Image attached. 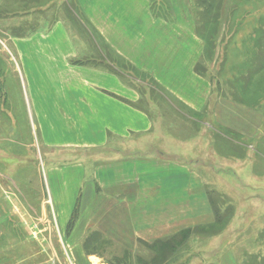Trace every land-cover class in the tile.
<instances>
[{"label":"rangeland","instance_id":"rangeland-1","mask_svg":"<svg viewBox=\"0 0 264 264\" xmlns=\"http://www.w3.org/2000/svg\"><path fill=\"white\" fill-rule=\"evenodd\" d=\"M151 1L153 12L168 16L171 4L167 0ZM75 2L41 0L38 4L42 9L47 4L52 8L41 17L37 14L38 18L23 19L27 27L17 32L15 22L21 20L2 19L0 15V264H149L154 249L142 235L164 237L184 229L188 231L179 235L187 239L180 241L168 264H222L225 251L231 252L235 264H264V0L192 2L195 26L203 38L210 34L211 41L197 70L210 80L213 96L225 99L223 122L220 116L210 119V108L200 114L181 105L148 75L113 53L112 58H106L105 43L84 15L80 14L83 30L67 21L73 43L85 49V59L93 58L125 82L133 79L129 83L140 94L137 106L151 109L153 103H159L160 114L152 116L162 128L159 139L178 144L172 148L178 154L166 153L172 158L166 169L180 173L179 183L186 191L172 203L160 196L169 208L165 211L156 210L162 203L150 205V210L122 209L117 196L103 188L99 189L101 195L75 196L72 208H68L61 190L69 177L79 178L78 164L69 166L67 177L60 174L51 178L48 152L33 124L31 84L12 58L6 39L29 33L38 19L48 23L64 20L63 14L72 4L79 9ZM7 6V11L14 10ZM4 11L1 3L0 12ZM94 44L102 50H93ZM241 107H248L249 113L246 109V115H241ZM123 147L120 153L129 154L131 150ZM66 152L48 155L56 166L61 165L57 159L65 155L73 161L77 157L85 161L83 165L92 176L95 162L108 163L120 156L112 149L81 152L82 156ZM196 159L199 164L191 162ZM199 175L205 187L202 194H192Z\"/></svg>","mask_w":264,"mask_h":264},{"label":"crops","instance_id":"crops-1","mask_svg":"<svg viewBox=\"0 0 264 264\" xmlns=\"http://www.w3.org/2000/svg\"><path fill=\"white\" fill-rule=\"evenodd\" d=\"M75 1L80 9L77 10V17L68 11L64 12L65 19L62 21L48 23L44 18L38 19L29 33L14 34L6 39L12 58L31 84L36 116L33 124L38 128L41 144L48 152L46 158L51 178L60 174L67 177L69 166L78 164L76 171L79 178L64 179L61 190V199L67 205H73L77 195L91 192L101 195L99 189L103 188L104 192L109 189L110 194L117 196L115 200L122 209L126 206L131 210H150V205L159 206L162 203L163 206L156 210L165 211L169 208L165 207V199H160V196L172 203L186 191L182 190L179 183L180 173L166 169L167 164L172 162L166 153L176 155L178 151L172 148L178 144L171 139H159L163 135L162 128L159 120L152 117L160 114L159 103H153L151 109L137 106L140 94L133 83H129L133 79L125 82L118 73L103 68L93 58L85 59V49L73 43L66 24L70 20L79 29L82 22L80 14L84 15L105 43L106 58L116 55L136 71L148 75L181 105L200 114L210 108V119L220 116L223 122L225 99L223 96H213L210 80L197 70L204 56L206 42L199 36L195 26L197 23L192 9L194 0H167L171 4L168 16L153 12L151 3L154 2L151 0ZM9 2L13 3L17 16L10 17L3 12L0 15L2 19L21 20L15 22V32L26 26L23 19L37 14L41 17L52 8L51 4H47L44 11L37 2L33 8L29 7V13L22 14L16 0H0V4L5 7ZM180 3L185 5L181 7ZM93 50L102 49L100 45L94 44ZM92 56L100 57V54L93 53ZM213 64L211 62L209 65L210 69ZM148 99H152L150 95ZM241 109V115L242 112L246 115V109L249 113L248 107ZM156 133L159 136L153 139ZM120 146L129 148L130 153H120ZM105 149H112L120 156L118 159H109L108 163L105 160L95 162L93 176L83 165L85 161L77 157L73 161L66 156L68 150L81 154ZM52 153L66 154L62 155L64 158L57 159L61 165L53 164V158L48 155ZM191 162L199 164L200 160ZM200 177L197 180L199 184L195 182L193 186L196 189L193 192L189 190L192 194H202L205 186ZM144 236H147V242L170 237L149 233ZM224 259L222 264H235L230 251H225Z\"/></svg>","mask_w":264,"mask_h":264},{"label":"trees","instance_id":"trees-1","mask_svg":"<svg viewBox=\"0 0 264 264\" xmlns=\"http://www.w3.org/2000/svg\"><path fill=\"white\" fill-rule=\"evenodd\" d=\"M14 0H11V2H13ZM37 2H40L41 3V0H16V3L18 4V6L20 7L19 9H22V14H27L29 13L28 11L30 10L28 6H30L31 8L34 7V5L37 4ZM8 5H10V7H13V3H7ZM8 9L5 7V12H3L5 15L7 16H10V17H14V16H17L18 12L14 11V10H11L10 11H7ZM77 9L75 8V5L72 4L70 7H69V14L72 13L74 14V17L76 16L77 17ZM195 12V11H194ZM206 14L208 13V11L205 12ZM208 15V14H207ZM211 19V18H210ZM197 32L199 33V26H197ZM199 36H201L203 38V33H199ZM210 34L209 35H205L204 36V40L206 42V48L205 50L207 49V46L210 45L211 41H210ZM77 212V210L75 209L73 211V215H75V213ZM73 219H70V222H72ZM185 231H188L187 229H184L181 230L179 233H177L178 235L182 232H185ZM172 235L170 237H166V238H163V239H156L152 242H146L147 243V246L149 247H152L154 249V254L152 253V257L149 258V261L150 263L149 264H164L166 263L167 261L169 260H172L173 259V255L175 253H177L178 251L176 250L177 247H179V243L180 241H186V236H183V235ZM179 237H180V240H179ZM164 250L163 253H160V251ZM156 251V252H155ZM159 254L161 256H163L162 258L159 257ZM156 261V262H154ZM263 262V261H262Z\"/></svg>","mask_w":264,"mask_h":264}]
</instances>
